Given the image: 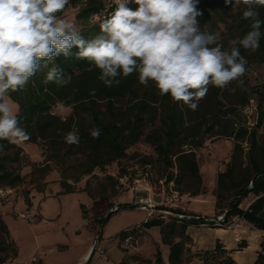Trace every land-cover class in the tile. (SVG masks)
<instances>
[{
	"label": "trees",
	"instance_id": "1",
	"mask_svg": "<svg viewBox=\"0 0 264 264\" xmlns=\"http://www.w3.org/2000/svg\"><path fill=\"white\" fill-rule=\"evenodd\" d=\"M127 6L129 7L130 3ZM67 7L77 8L75 19L80 25V35L85 40H91L101 34L99 24L106 17L98 21L93 20V17L101 14L104 0H69L65 9ZM197 7L202 12L197 19L201 27H204L212 21L214 15L226 14L229 5L223 0H216L206 7L200 4H197ZM258 10L259 18L264 21V7H259ZM251 23V20H245L241 15L240 27L244 34L251 30ZM261 31L264 32V25ZM78 51L74 46L71 49L72 55L68 57L57 55L48 62L49 68L56 65L65 74L71 75V83L67 86L45 84L43 81L48 68L42 67L31 77L23 90L9 94L8 97L19 106V126L30 134V139L23 142L39 144L42 160L32 161L24 154L23 148L18 143L0 140L2 146L0 189L13 188L21 183L23 176L19 169L21 165H26L31 167L29 179L34 184L33 188L42 192L47 185L45 177L55 166L60 174L58 180L60 193L84 191L96 205L98 200H107L117 194L119 177L126 176V172L120 168L119 177L107 173L98 177L93 175L94 170H103L113 161L120 163L125 150L140 139L145 128L158 123L159 126L147 132L145 139L153 144L163 164L164 181L181 184V179H191L196 183V187L187 190L186 193L195 196L202 193V179L195 149L201 148L206 139L224 136L233 140V146L224 169L216 175L214 197L217 213L215 215L226 211V219L238 216L263 231L259 250L252 264H264V147L257 137V129L261 126L264 115L261 110L264 80L258 88L257 97L248 98L243 92L237 101L241 111L251 98L257 105V120L253 128L248 130L246 125L241 124L234 116V108L221 109L218 87L209 85L205 102L193 111L182 101L175 102L169 95H160L154 82L150 81L145 88L139 83L137 72H133L128 77H118L120 80L118 85L106 87L98 79L100 70L94 64L86 59L76 58L75 53ZM240 52L246 58L242 48ZM257 53L259 61L264 65V36L260 39ZM138 87H144L142 96L136 92ZM126 96L128 103L121 110L117 107V103ZM100 102L103 104V109L99 107ZM58 104L70 108L71 112L67 117L62 118L52 112ZM93 128L100 130L98 138L91 136L90 130ZM69 131L78 132V144L66 143L65 136ZM243 142L247 144L246 148ZM173 168L176 170L175 174ZM84 176L90 178L85 181L82 188H77L76 184ZM249 194L253 195L254 199L246 209H241L240 203ZM23 198L30 205L29 192H25ZM114 206L116 209L109 213L108 218L121 209L135 208L137 204L113 202L109 204V208ZM80 210L82 218L85 219L87 209L84 204H80ZM170 211L190 214L181 208ZM103 218L99 219L100 223ZM199 222L200 220L195 219L172 217L165 221L161 216L151 217L137 227L118 232L116 238L121 243L125 238L131 237V245H133L141 235L140 230L157 226L161 242L168 246L169 264H184L192 256L200 259L204 264L210 262L237 264L229 255L230 251L224 250L219 241L212 249L198 250L186 255V251H189L186 244L191 242L190 236L186 234V228ZM0 230L12 245L13 242L9 238L8 228L2 217H0ZM245 246V242L239 244L240 248ZM11 249L15 254L14 248ZM90 259L91 254L84 264H89ZM154 261L155 264H162L158 250ZM131 263L151 264L152 261L132 254L124 256L115 264Z\"/></svg>",
	"mask_w": 264,
	"mask_h": 264
},
{
	"label": "clouds",
	"instance_id": "2",
	"mask_svg": "<svg viewBox=\"0 0 264 264\" xmlns=\"http://www.w3.org/2000/svg\"><path fill=\"white\" fill-rule=\"evenodd\" d=\"M128 2L113 0L115 11L100 22L101 34L85 40L74 18L58 15L69 0H0V140L30 139L19 126V106L14 109L5 97L23 90L42 67L48 68L45 84L67 86L71 75L56 65L49 68L48 62L72 55L74 46L76 58L94 64L106 87L137 72L140 84L154 82L160 95L196 111L209 85L225 88L246 73L240 48L255 52L264 36L258 10L264 0H235L245 6L242 18L252 21L251 30L229 40L227 49L218 43V33L201 27L198 0H134L135 10ZM224 3L231 6L233 0ZM90 134L98 138L100 130L93 128ZM65 141L78 144V132L69 131Z\"/></svg>",
	"mask_w": 264,
	"mask_h": 264
},
{
	"label": "rangeland",
	"instance_id": "3",
	"mask_svg": "<svg viewBox=\"0 0 264 264\" xmlns=\"http://www.w3.org/2000/svg\"><path fill=\"white\" fill-rule=\"evenodd\" d=\"M214 1L216 0H198V4L206 7L207 4ZM137 7L138 5L135 4L134 0H130L129 8L135 10ZM244 10L245 6L242 3L237 5L233 0L226 14L214 15L212 21L207 25L209 31L219 34L218 43H222L225 49L228 48L229 40L237 37L242 38L245 35L240 27V17ZM76 12V7H67L59 15L68 19H75ZM75 23L80 29L76 19ZM242 50L247 60L246 73L225 88H217V90L222 105L221 109L234 108V116L249 130L255 125L258 112L256 111L253 116H246L243 111L239 110L237 101L243 92L248 98L258 96V88L264 80V65L258 59L257 50L255 52H250L244 48ZM144 87L147 88L145 85ZM143 88L138 87L136 89L140 96H142ZM206 98L207 95L199 101L198 108L205 102ZM5 100L15 109L16 103L8 96L5 97ZM127 103L128 97L126 96L119 100L117 107L123 110ZM99 107L103 109L101 102ZM261 110L264 112V99ZM258 111L260 112V108ZM52 112L65 118L71 110L58 104L52 109ZM157 126H159L158 123L147 126L140 139L125 150V155L120 163L113 161L106 165L103 170H94L93 175L98 177L103 176L104 173L119 177L120 168L126 172V176L119 177L117 194L107 200H98L96 205L84 191L60 193L61 188L58 183L60 174L55 166L45 177L47 185L44 191L35 190L34 184L29 179L31 167L21 165L19 171L23 176L22 182L13 188H3L4 192L0 194V217L6 224L9 238L13 242L11 245L10 240L0 230V264H84L86 260L83 261L80 257L89 245L92 246L91 259L94 258L98 262L97 264H109V261L113 264L120 256L121 250H124L116 238L118 232L137 227L146 218L164 216L161 218L165 221L172 218L170 212H174L170 209L179 208L177 207L179 204L176 202L180 201V196L187 194V190L194 189L196 183L187 178L181 179V184L164 181L165 169L163 164L153 144L145 139L147 132ZM257 137L264 147V115L262 124L257 129ZM19 144L30 160L37 162L42 160L39 144L25 142ZM232 146L233 140L231 138L215 136L206 139L201 148L195 149L204 183L202 185L203 190L211 191L214 188V172L217 167H222L228 160ZM243 146L246 148L247 144L243 142ZM172 171L174 174L176 173L175 168ZM88 178L90 176H84L76 184V187L82 188ZM25 192H29L30 205L23 198ZM192 198L194 199L191 201V207L205 209L207 212L211 210L210 198L203 199L200 197L199 199L197 195L192 196ZM112 202L114 204L116 202L137 204V206L117 211L102 225L99 219L115 208V206L109 208V204ZM145 202L151 204V207H148ZM80 204H84L87 209L85 219L82 218ZM151 209L154 210L152 215H150ZM159 210L165 212L161 213ZM143 231L145 232L139 240V244L144 243L143 255L154 258L158 250L161 254L162 264H168L167 257H165L164 251L162 252L164 245L160 240L157 226H152ZM208 231V227H203L198 235L205 237L208 235ZM10 246L14 248L15 254H13ZM125 250L130 251L129 249ZM152 264H155L154 260Z\"/></svg>",
	"mask_w": 264,
	"mask_h": 264
},
{
	"label": "crops",
	"instance_id": "4",
	"mask_svg": "<svg viewBox=\"0 0 264 264\" xmlns=\"http://www.w3.org/2000/svg\"><path fill=\"white\" fill-rule=\"evenodd\" d=\"M20 143H22V142H20ZM223 169H224V165H222V167H219V168L217 167L216 171L214 172V177H213L214 182H215L214 188L211 191L206 190V189L203 190V188H202V193L197 195V197L199 199H200V197H202L203 199H205L207 197L210 198V203L212 204V208L209 212H207V210H205V209L203 210V209H198L196 207H191L190 204L194 198H192V196L187 195V194H183L180 196V201L176 202V204H179L177 207L181 208L182 210H184L190 214L213 217L215 215L214 192H215V187H216V175L219 171H222ZM200 174H201V172H200ZM201 179H202V185H204L202 174H201ZM149 198H151V196H149ZM139 199H141V198H139ZM253 199H254V196L249 194L247 197H245L242 200L239 207L241 209H246ZM117 203L118 202H116V204ZM150 211H152V212H150V215H152L154 210L151 209ZM154 215H156V214H154ZM231 217H232V220L234 221V223L239 222V225L237 228H238L240 235H241V238H242L240 241L235 240V238L232 235L231 230L228 228H225V227H208V229H209L208 235H206L205 237H200L198 235V233L201 229H203V226H200L199 224H192L186 228V234H188L191 238V242L189 244H186V246L189 247V251H186V255H190L191 253H194L195 251H198V250L212 249V248H214L216 242L219 241L224 250L230 251L229 255L234 259V261L237 264H252V262L254 261V259L256 257L257 251L259 250V242H260L261 236L263 234V231L255 228L253 225L246 222L244 219L239 218L238 216H231ZM143 230H140L141 235L137 238V240L135 241V244L130 245L132 247H130L128 245L125 246L126 245L125 242H121V243L119 242V244L122 248L129 249L130 251L125 250V249L121 250L122 252H120V256L118 257V259L115 262H113V264L120 261L124 256L132 255V254L139 255V256L144 257V258H148L151 261L154 260L153 257H146L142 253L144 243L139 244V240H140V238H142L144 232L146 231V230L145 231H143ZM158 231H159V228H158ZM159 235H160V232H159ZM160 240H161V236H160ZM241 242H245L246 246L240 248L239 244ZM163 245H164V247L162 248V252L164 251L165 257L168 258V251H169L168 246L165 244H163ZM91 248H92L91 245H89L86 248L85 252L80 257L81 260L87 261L89 256H88V258H86L85 255H86V253L87 254L89 253V255H90ZM167 261H168V259H167ZM97 263L98 262L95 261L94 258L90 259L89 264H97ZM109 264H112V263L109 261ZM131 264H137V263H131ZM184 264H204V263L200 259L192 256L191 258H189L187 260V262H184Z\"/></svg>",
	"mask_w": 264,
	"mask_h": 264
},
{
	"label": "built area",
	"instance_id": "5",
	"mask_svg": "<svg viewBox=\"0 0 264 264\" xmlns=\"http://www.w3.org/2000/svg\"><path fill=\"white\" fill-rule=\"evenodd\" d=\"M130 3V0L128 4ZM116 8V5L113 3V0H104V7L100 15H95L93 17V20L98 21L99 19H103L107 17L110 13L114 12ZM243 113L246 114V116H253L254 113L257 111V105L255 101L251 98L249 99L248 104L242 109ZM4 192L3 189H0V194ZM148 207H151V204H148V202H145ZM161 213H164L165 211L159 210ZM226 211L214 215L213 217H207V216H199V215H185V214H180V213H171L173 218H178V219H195V220H200L199 225L203 227H225L231 230L233 237L235 240L240 241L241 235L238 230V225L239 222H235L232 220V217L229 219H226L225 217ZM164 217V216H161ZM131 237L125 238L124 242L126 245H131Z\"/></svg>",
	"mask_w": 264,
	"mask_h": 264
},
{
	"label": "water",
	"instance_id": "6",
	"mask_svg": "<svg viewBox=\"0 0 264 264\" xmlns=\"http://www.w3.org/2000/svg\"><path fill=\"white\" fill-rule=\"evenodd\" d=\"M115 209H116V208L110 210L109 213L112 212V211L115 210ZM109 213H108L107 215L104 216V218H103V220H102V222H101L102 225L104 224L105 220L108 218Z\"/></svg>",
	"mask_w": 264,
	"mask_h": 264
},
{
	"label": "bare ground",
	"instance_id": "7",
	"mask_svg": "<svg viewBox=\"0 0 264 264\" xmlns=\"http://www.w3.org/2000/svg\"><path fill=\"white\" fill-rule=\"evenodd\" d=\"M88 256H89V253L88 254L86 253L85 257L88 258Z\"/></svg>",
	"mask_w": 264,
	"mask_h": 264
}]
</instances>
